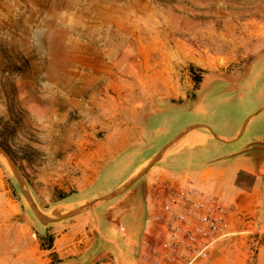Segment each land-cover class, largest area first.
Returning a JSON list of instances; mask_svg holds the SVG:
<instances>
[{
	"label": "rangeland",
	"instance_id": "374dc122",
	"mask_svg": "<svg viewBox=\"0 0 264 264\" xmlns=\"http://www.w3.org/2000/svg\"><path fill=\"white\" fill-rule=\"evenodd\" d=\"M260 36L264 0H0V264H60L61 236L94 206L64 217L92 201L80 189L116 139L141 132L165 54L194 57L171 62L196 80L221 46L246 67Z\"/></svg>",
	"mask_w": 264,
	"mask_h": 264
},
{
	"label": "crops",
	"instance_id": "0c3cea01",
	"mask_svg": "<svg viewBox=\"0 0 264 264\" xmlns=\"http://www.w3.org/2000/svg\"><path fill=\"white\" fill-rule=\"evenodd\" d=\"M178 49L147 76L156 106L143 116L141 132L116 139L80 189L92 192V219L83 215L61 236L60 264H145V242L167 192L156 190V181L213 197L227 209L228 236L201 264H246L252 245L254 264H264V49L246 67L228 69L221 46L220 59L198 81L173 71L171 61H194Z\"/></svg>",
	"mask_w": 264,
	"mask_h": 264
},
{
	"label": "built area",
	"instance_id": "2783aa9c",
	"mask_svg": "<svg viewBox=\"0 0 264 264\" xmlns=\"http://www.w3.org/2000/svg\"><path fill=\"white\" fill-rule=\"evenodd\" d=\"M154 214L155 231L145 242V264H200L215 243L228 236L227 209L215 198L191 189L166 188Z\"/></svg>",
	"mask_w": 264,
	"mask_h": 264
},
{
	"label": "water",
	"instance_id": "95a60500",
	"mask_svg": "<svg viewBox=\"0 0 264 264\" xmlns=\"http://www.w3.org/2000/svg\"><path fill=\"white\" fill-rule=\"evenodd\" d=\"M93 204H94V202H91V203H88V204L84 205L83 207L77 208V209L71 211V213H70L68 216H65L64 218H67V217H69V216H71V217H72V216H76V215H78L79 213H81V212L83 211L84 208H89V207H91Z\"/></svg>",
	"mask_w": 264,
	"mask_h": 264
},
{
	"label": "trees",
	"instance_id": "16d2710c",
	"mask_svg": "<svg viewBox=\"0 0 264 264\" xmlns=\"http://www.w3.org/2000/svg\"><path fill=\"white\" fill-rule=\"evenodd\" d=\"M196 81H198V80L196 79Z\"/></svg>",
	"mask_w": 264,
	"mask_h": 264
}]
</instances>
